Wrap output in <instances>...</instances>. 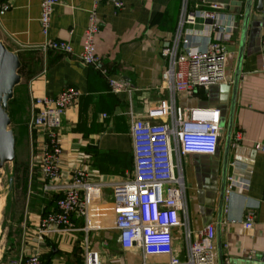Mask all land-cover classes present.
<instances>
[{
  "label": "crops",
  "instance_id": "0c3cea01",
  "mask_svg": "<svg viewBox=\"0 0 264 264\" xmlns=\"http://www.w3.org/2000/svg\"><path fill=\"white\" fill-rule=\"evenodd\" d=\"M196 1L203 5L211 1L223 2L226 11L236 16V29L228 45L225 66L230 81L212 85L208 90L199 88L192 96L175 93L180 106L220 107L225 128L216 154L183 156L189 225L192 230L209 224L215 226L218 264L264 261V149L256 147L257 143L264 144V11H258V0H253L243 37L244 6H236V11L232 12L231 0H193L190 5ZM41 3L42 0H0V5L9 6L0 12V40L17 52L22 61V79L13 103L15 118L21 125L26 121V134L31 138L29 123L33 97L56 96L68 86L77 87L82 95L68 109L61 131L63 175L68 177L74 167L84 165L103 180L120 179L134 168L131 114L136 118L160 121L149 118L150 108L174 95L163 83V72L169 61L162 50L173 41L183 0H124L121 9L111 0H102L98 5L101 31L97 37V51L102 65L111 75L132 85L131 95L112 93L101 70L79 57L94 0H60L54 8L48 36L43 34L40 23ZM239 9L242 13L237 12ZM47 40L69 41L73 53L44 51L41 46ZM205 41L200 38L203 48ZM242 43L244 58L229 162L246 165L252 171L251 184L248 189L236 187L226 195L219 225V195L215 198L213 188L216 180L218 187L220 185L233 81ZM238 133H241L240 138ZM40 158L38 145L33 144L20 188L23 194L21 210L14 220L19 229L17 257L40 253L44 264H85L88 243L90 250L97 251L101 264L141 263L143 255L139 249H124L118 241L113 191L109 187L97 193L90 205L88 229H84L86 220L75 216L79 230L73 234L42 238L36 233L41 218L56 209L54 196L57 197L42 189ZM231 171L228 167V172ZM238 173L239 177L245 174ZM249 209L256 212L252 228L243 224ZM181 231L184 234L185 228L178 233L177 246ZM55 245L58 247L56 253L51 252ZM169 259L167 255L150 256L147 264H169Z\"/></svg>",
  "mask_w": 264,
  "mask_h": 264
},
{
  "label": "built area",
  "instance_id": "2783aa9c",
  "mask_svg": "<svg viewBox=\"0 0 264 264\" xmlns=\"http://www.w3.org/2000/svg\"><path fill=\"white\" fill-rule=\"evenodd\" d=\"M101 1L94 0L79 57L101 70L112 93L131 95L132 85L111 75L97 51L101 31L97 8ZM111 1L117 9L124 7V0ZM59 2L42 0L40 23L45 36L49 34L54 8ZM8 7L0 5V12ZM225 8L221 1L205 5L196 1L191 6L190 0H183L173 41L162 50L169 61L163 72V83L174 95L150 108L149 118H159L160 122L136 118L131 112L134 168L120 179L103 180L84 165L74 167L68 177L63 175V117L79 101L80 89L68 86L56 96L33 97L29 131L32 144H37L40 151L42 189L57 194L56 209L46 213L36 227L40 237L73 234L79 230L75 216L83 217L84 229H88L90 205L97 193L109 187L113 191L118 241L122 248L139 249L143 255L141 263L123 264H147L148 258L155 255L169 256V264H218L215 226L209 224L192 230L189 225L183 156L218 152L225 130L222 110L217 106L177 105L175 93L192 96L199 88L208 90L212 85L230 81L225 66L228 45L236 29V16ZM209 19L212 23L207 22ZM201 37L206 39L204 48L199 42ZM41 49L73 53L72 44L66 40H47ZM256 147L264 149V144L257 143ZM229 168L232 171L227 175L226 195L236 187L248 189L252 171L238 161L229 162ZM239 171L245 172L244 176L239 177ZM255 217V210L249 209L244 226L252 228ZM182 228H185V250L175 243ZM86 250L85 264H101L97 251L90 250L88 243ZM183 252L181 259L179 253ZM8 264L44 262L40 253H33L16 257Z\"/></svg>",
  "mask_w": 264,
  "mask_h": 264
},
{
  "label": "water",
  "instance_id": "95a60500",
  "mask_svg": "<svg viewBox=\"0 0 264 264\" xmlns=\"http://www.w3.org/2000/svg\"><path fill=\"white\" fill-rule=\"evenodd\" d=\"M253 0H231L230 10L236 11V6H244V30L243 37L246 35L247 26L250 20ZM257 10L264 11V0H258ZM238 13H242L241 9L237 10ZM207 22L212 23L209 19ZM244 58V43L239 51L238 62L235 71V77L233 81V94L229 112V121L227 125V135L225 140L223 163L221 170V180L218 187V180L215 181V187L213 188L214 196L216 198L219 195L218 200V224L222 222V214L224 209V203L226 198L227 188V175L230 154L232 149V134L234 126V114L236 108V95L238 91V85L242 72V63ZM22 61L20 55L9 49L4 42L0 40V168H4L7 163L14 162L17 157V138L13 129L10 128L12 119L8 111L9 102L14 98L15 89L21 83L20 69ZM227 84V83H226ZM230 86V85H229ZM225 88H227L225 86ZM224 114V113H223ZM54 248V246H53ZM235 264H264L263 260H244L243 262H235Z\"/></svg>",
  "mask_w": 264,
  "mask_h": 264
},
{
  "label": "rangeland",
  "instance_id": "374dc122",
  "mask_svg": "<svg viewBox=\"0 0 264 264\" xmlns=\"http://www.w3.org/2000/svg\"><path fill=\"white\" fill-rule=\"evenodd\" d=\"M14 109V105H9L8 111L12 119L10 128L14 130L17 138V160L7 163L4 168H0V197H4V208H2L0 214V264H8L18 254L19 229L15 226L14 220L17 218V211L21 210L23 194L20 188L26 177V168L30 162L33 145L32 139L28 136L29 134H26L28 130L27 127H24L27 125L25 124L26 121H23L22 124L24 125L19 124L15 118L16 111ZM151 121L160 122L155 119ZM182 233L181 231L178 247L185 250V234ZM179 256L183 259L184 252L179 253Z\"/></svg>",
  "mask_w": 264,
  "mask_h": 264
},
{
  "label": "trees",
  "instance_id": "16d2710c",
  "mask_svg": "<svg viewBox=\"0 0 264 264\" xmlns=\"http://www.w3.org/2000/svg\"><path fill=\"white\" fill-rule=\"evenodd\" d=\"M191 2H193V0H190V3ZM19 86V85H18ZM18 86L16 87V89L18 88ZM15 89V90H16ZM15 100H16V98H15V96H14V98L13 99H11L10 100V102H9V105H13V103L15 102ZM14 108H15V106H14ZM14 111H16V109H14ZM25 127V126H24ZM16 160H17V158H16ZM56 196H54V201L56 202ZM58 251V247H57V245H55L54 246V248L52 247V250H51V252H54V253H56Z\"/></svg>",
  "mask_w": 264,
  "mask_h": 264
},
{
  "label": "bare ground",
  "instance_id": "6f19581e",
  "mask_svg": "<svg viewBox=\"0 0 264 264\" xmlns=\"http://www.w3.org/2000/svg\"><path fill=\"white\" fill-rule=\"evenodd\" d=\"M2 208H4V197H0V214H1Z\"/></svg>",
  "mask_w": 264,
  "mask_h": 264
}]
</instances>
